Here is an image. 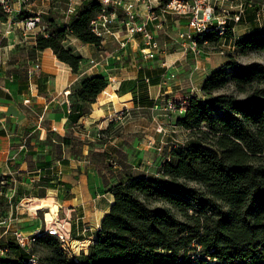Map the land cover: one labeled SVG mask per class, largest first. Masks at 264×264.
Segmentation results:
<instances>
[{
	"label": "trees",
	"instance_id": "obj_1",
	"mask_svg": "<svg viewBox=\"0 0 264 264\" xmlns=\"http://www.w3.org/2000/svg\"><path fill=\"white\" fill-rule=\"evenodd\" d=\"M67 3L50 0V7L65 9ZM77 7L64 23L49 17L33 45L15 46V56L21 55L22 60L8 73L24 84L20 90H26L30 82L25 60L46 48L79 73L84 58L65 45L68 34L82 43L101 45L89 28L100 3L82 0ZM7 18L0 9V23ZM206 37L211 45L217 43V34ZM233 43L240 53L264 51V29L246 31ZM162 71L141 67L136 78L118 80L115 92H130L134 107L148 108L153 104L148 86L161 81ZM108 84L101 74L79 77L67 95L66 124L76 128ZM181 102L183 111L176 116L175 126L186 131V142L164 148L156 174L125 172L112 184L101 175L111 202L89 242L69 259L60 241L41 229L36 243L47 252L37 259L38 264H264V64H241L229 56L209 72L198 92L182 95ZM114 121L97 131L95 141H81V146L88 144L86 156L99 151L92 147L104 142L102 134L108 135ZM25 142L23 159L29 149ZM41 143L62 164L68 163V157H86L81 149L65 157L56 153L60 145L73 146L65 133L47 130ZM96 155L108 160L111 153L103 150ZM39 157L40 167L47 170L53 161ZM59 174L58 170L47 172L33 184L32 195H54L55 190L68 194L71 185L59 180ZM6 245L0 264H32L31 252L12 240H6Z\"/></svg>",
	"mask_w": 264,
	"mask_h": 264
},
{
	"label": "crops",
	"instance_id": "obj_2",
	"mask_svg": "<svg viewBox=\"0 0 264 264\" xmlns=\"http://www.w3.org/2000/svg\"><path fill=\"white\" fill-rule=\"evenodd\" d=\"M81 1L75 0L77 6ZM49 3L50 0H41V5L45 4L48 6ZM140 9V14L143 16L145 10L144 8ZM36 13L38 14V12ZM64 21L65 18L62 22L64 23ZM0 24V37L5 39V42L0 43V174H14L16 177L14 186L11 182H8L6 186L2 187L0 192V238L9 240L11 238L9 234L1 236L3 230L2 218L7 215L12 218L11 229H19L22 232L30 233L36 229H41L43 226V221L37 217V212L42 209H32L33 207H30L31 204L27 203L26 208L29 211L27 213H34L31 214V217L22 215L27 210L26 208H21L22 201L40 198L32 195L31 191L36 188L33 184L43 178L47 172L53 174L57 170L61 175L58 179L63 182H69L68 175H70L71 169L80 165V161H74L75 159H72V157H68L70 161L67 164L59 163L57 159H53V153H51L50 148L41 143L45 139L46 131H52V127L57 129L55 133L60 135L65 133V110L68 105V98L64 95V91H70L72 84L83 75L101 74L108 79L109 84L91 105V112L83 115L78 120L76 127V130L82 134L81 139L87 138L89 141H95L98 136V129L105 128L108 122L112 120L113 114L134 108V100L131 93L117 94L115 85H117L118 80L136 78L142 66L136 63L133 58L136 54L141 55L139 50L140 36L138 35L134 40L129 41L126 47L120 48L119 45L117 46L122 51L121 54H127V57L130 58L126 62L124 58L121 59L120 53L115 56L108 53L105 57L93 58V56H100L98 54L100 50L97 49L105 47V45L101 44L97 48L92 44L82 43L74 35L68 34L65 39V45L71 47L84 58L79 68V73H73L68 65L63 64L55 57L50 48H46L38 52L34 59L25 60L26 66H28L27 70H31L28 73L30 82H28L26 90H20L19 88H24V84L8 73L10 68L17 67L22 60V58L15 56V46L33 45L34 36L39 30L36 28L34 30L15 32L10 28L4 29L6 23ZM182 26L184 27V23ZM238 26L237 31L239 30ZM148 27L157 34V30L154 29V22H150ZM21 29H23V26H21ZM242 34L236 33V36L238 37ZM205 55L206 53H202L200 58L205 57L207 59ZM169 56L171 59L173 58V60L170 59L169 63L165 57L157 59V66L162 68L163 71L161 72V81L157 85L148 86V96L149 99L153 100V103L160 90L166 87L164 85L165 82L168 83V79L174 80L178 75L179 68L177 69V66L173 65L174 62H194V57L189 54L185 57L180 48L175 49V52ZM200 60L198 58L195 60L198 62L197 65L200 63L204 65L203 60ZM36 62L39 65L37 69L35 67ZM209 70L212 71V69ZM195 71L192 68L191 75L196 74L197 72ZM202 73L205 75L201 78V83L208 75L207 71ZM194 75L190 76V79ZM175 83L179 82L175 80ZM175 83L172 93L177 95L182 86ZM201 83H199L196 90L200 88ZM168 88L170 89V87ZM167 91L169 90L166 89L161 95ZM25 100H27L26 103L24 102ZM175 128L178 127L175 126ZM25 139L29 142V149L27 150V158L24 157L23 159V153L25 152L22 153V151H25L26 148L20 150L19 147L25 142ZM87 152L88 144H83V154L85 155ZM10 155H14V159H8ZM39 155H44L45 160L53 161L47 170L40 167ZM28 160L31 166L28 165ZM79 180L85 181L86 174H81ZM74 188L75 185L72 183L68 194L72 193ZM55 193H59L60 199L67 194L59 190H55ZM20 200L21 202H19Z\"/></svg>",
	"mask_w": 264,
	"mask_h": 264
},
{
	"label": "rangeland",
	"instance_id": "obj_3",
	"mask_svg": "<svg viewBox=\"0 0 264 264\" xmlns=\"http://www.w3.org/2000/svg\"><path fill=\"white\" fill-rule=\"evenodd\" d=\"M247 2L251 5L247 8V21L240 22L238 26L239 30L237 31L236 28V33H244L254 28L264 29V3H262V0H248ZM17 4L19 6V12L7 18V21L4 22L6 23L4 29L10 28L15 32H23L24 29H21L22 25L20 24V21L23 19H20L30 15H36L37 13L35 14V12H38L40 17L41 29L39 31L44 29L43 24L47 22L46 20L49 17H54L59 22H62L65 18L64 10L66 8H52L50 7V3L48 6L45 4L41 5V0H26L24 2L15 3L14 5L16 8L18 7ZM42 11L46 13L43 14ZM258 12L261 13V26L258 24V21L255 20ZM18 13H20V16H17ZM248 17H251L252 20L249 21ZM183 23L184 21L178 16L168 19L167 27L161 29L157 28V37L161 46V52L152 59H146L140 55H134L133 53L134 61L141 64L143 68H151L152 70L159 67L157 66V59L161 57H165L169 63L171 59L169 55L175 52V49H181L180 41H177V32L183 27ZM118 25L119 24H117L116 27L121 30V38V36H124L125 29L122 25V28ZM109 38L110 39H105L103 43L101 42L105 47H97V50H100L98 52L100 56H93V58L99 59L101 56L105 57L108 53L113 56L120 53L119 56L121 59L124 58L126 62L129 61L130 58L127 57L128 55L124 53L121 54L122 51L118 49L117 40L112 37ZM2 42H5V39L0 37V43ZM204 49L209 51L205 52L207 59L205 57L200 58V55L194 58V62H174L173 65L177 66V69L179 68L178 75L174 80L168 79L169 82H165L164 85L166 87L160 90L151 107H134L113 114V116L120 115V119H115L114 125L108 132V135L102 134V136H104V142L92 147V150L99 151H93L90 157L86 155H84L86 156L84 158L83 155L79 157L76 156V158L72 157V159H75L74 161H80V167L78 166L77 168L71 169L70 175H68L70 180L68 183L70 185L72 183L75 185L72 193L66 194L62 199H60L59 193H55L54 195L46 194V196H44L49 198L53 204L54 212H51V214L55 220L52 221L51 224H45L43 220L45 217V210L42 209L38 211L37 217L43 221L41 229H45L49 226H56L60 232L66 234L67 241L64 252L69 259H72L73 256L89 242L93 232L97 226H99L102 216L107 212L108 203L111 202V197L105 192L106 187L103 185L101 175L105 176L108 184H112L115 182L117 175L121 176V174L125 172H131L135 175L136 173L156 174L164 158V148L172 143L181 144L182 142H186L188 139L186 131L175 128V119L179 114L176 111L175 105L181 102L182 95L199 91V89L196 90V88H198L199 83H201V78L205 75L202 72L207 71V74H209L211 71L209 69L213 70L219 67L229 56L233 57L241 64H249L252 62L264 64V51L248 50L244 53H240L237 48L233 47L224 55H219L213 50L212 45ZM18 56L20 57L21 55ZM197 58L203 60L204 65L201 63L197 65L198 62L195 61ZM171 60H173V58ZM192 68L196 70L195 72L197 73H194L195 75L192 74L194 76L190 79V76H192ZM201 73L202 75H200ZM175 80L179 83H175ZM174 83L182 86V89L179 90L177 95L172 93ZM168 87H170V89ZM166 89L169 91L161 95ZM191 89L193 90L192 92ZM169 101L172 102V105H169ZM112 120L114 119L112 118ZM65 134L71 138L73 146L69 144L60 145V150L56 153L65 157L70 153L73 154L74 150L81 149L83 154L81 141L87 140V138L81 139L82 134L76 130V128L67 124L65 125ZM160 146L161 149L159 150L158 147ZM103 150L111 153L108 160H100L99 156L96 155ZM58 161L61 163V159ZM69 161L68 159V162ZM88 170L90 171L88 172ZM81 174H86L85 181L79 180ZM59 176L61 177L60 174ZM19 202H21V200ZM30 202L31 201H22L21 208H26L27 203L30 204ZM26 209L27 210L22 213V215L31 217V214L34 212L29 214L27 213L29 212L28 208ZM11 227L12 225H10V229ZM1 240L5 241L3 238L0 239V241ZM9 240H12V237L9 238ZM29 252L32 253L34 258L38 259L44 257L47 251L43 245L35 242L30 247Z\"/></svg>",
	"mask_w": 264,
	"mask_h": 264
},
{
	"label": "built area",
	"instance_id": "obj_4",
	"mask_svg": "<svg viewBox=\"0 0 264 264\" xmlns=\"http://www.w3.org/2000/svg\"><path fill=\"white\" fill-rule=\"evenodd\" d=\"M26 0H0V9L8 14V17L14 16L19 12V6L15 7V3L24 2ZM100 3V10L89 22L90 30L101 39L112 37L118 42L120 48L127 46V43L138 35L140 36V52L142 57L152 59L161 52V46L158 41L157 34L149 29L150 22H154L157 30L167 27L168 19L180 17L184 21V27L177 32V41H180L182 52L192 55L194 58L202 53L209 52L204 48L209 47L207 34L218 36L217 43L213 46L219 55H224L229 49L234 47L233 39L236 38V28L245 18L247 8L251 6L248 0H97ZM250 1V0H249ZM264 3V0H262ZM77 4L75 0H68L66 9L64 10L65 21L76 12ZM140 8H144L145 14H140ZM261 13H257L255 20L261 26ZM139 19V20H138ZM120 22V23H119ZM23 29L40 30V17L38 14L28 16L21 21ZM122 26L125 29L124 36L120 38L121 30L117 28ZM122 25V26H121ZM120 38V39H119ZM135 42V41H134ZM139 45V44H138ZM35 63L36 69L38 68ZM31 70L28 71L30 73ZM69 91H64V95H68ZM25 103L27 100L24 101ZM172 105V102H168ZM182 103L176 104L177 113L183 111ZM68 104V100H67ZM120 115H114L113 119H119ZM56 131L55 127L51 128ZM100 130V129H98ZM25 142L19 149L24 150ZM161 149V146L158 147ZM14 155H10L8 159H14ZM8 176V178H7ZM11 182L14 186L16 177L14 174H0V192L2 187ZM1 195V193H0ZM45 219V217H44ZM43 219V220H44ZM12 218L7 215L2 218V235L9 234L12 241L15 242L25 252H29L30 247L36 242L37 237L42 233L55 236L61 243V247L65 250L67 236L60 232L56 226L36 229L30 233H24L19 229H10ZM45 224H48L44 220ZM51 224V223H50ZM1 239V238H0ZM8 251L5 241H0V256H4ZM32 264H38L33 255L30 257Z\"/></svg>",
	"mask_w": 264,
	"mask_h": 264
},
{
	"label": "bare ground",
	"instance_id": "obj_5",
	"mask_svg": "<svg viewBox=\"0 0 264 264\" xmlns=\"http://www.w3.org/2000/svg\"><path fill=\"white\" fill-rule=\"evenodd\" d=\"M30 204H31L30 207H33L32 209L40 208V209L45 210V219L44 220H46V222L48 224L52 223V221L55 220L53 215L51 214V212H54V207H53V204L49 198H47V197L35 198V199L31 200Z\"/></svg>",
	"mask_w": 264,
	"mask_h": 264
},
{
	"label": "water",
	"instance_id": "obj_6",
	"mask_svg": "<svg viewBox=\"0 0 264 264\" xmlns=\"http://www.w3.org/2000/svg\"><path fill=\"white\" fill-rule=\"evenodd\" d=\"M99 226H97V228H98Z\"/></svg>",
	"mask_w": 264,
	"mask_h": 264
}]
</instances>
